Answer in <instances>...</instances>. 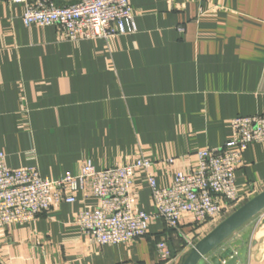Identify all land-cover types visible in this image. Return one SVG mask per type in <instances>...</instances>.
Returning a JSON list of instances; mask_svg holds the SVG:
<instances>
[{"label": "crops", "instance_id": "1", "mask_svg": "<svg viewBox=\"0 0 264 264\" xmlns=\"http://www.w3.org/2000/svg\"><path fill=\"white\" fill-rule=\"evenodd\" d=\"M26 1H0V150L10 168L56 180L85 161L103 170L148 159L169 187L198 168L200 150L231 138L233 117L264 114V0H129L136 32L79 41L58 24L27 27ZM236 185L243 202L264 190V141L245 149ZM131 195L136 211L154 212L141 169ZM97 204L80 190L73 204L0 225V264H180L190 249L161 218L144 237L100 245L74 223ZM263 218L233 237L253 230L246 264H264ZM216 226L180 220L196 242Z\"/></svg>", "mask_w": 264, "mask_h": 264}, {"label": "built area", "instance_id": "2", "mask_svg": "<svg viewBox=\"0 0 264 264\" xmlns=\"http://www.w3.org/2000/svg\"><path fill=\"white\" fill-rule=\"evenodd\" d=\"M20 1V0H16ZM23 21L27 27L58 24L65 39H110L137 31L129 0H79L58 5L56 0H27ZM232 136L219 148L199 151L198 168L176 175L172 185L161 187L149 173L152 161L139 159L128 166L97 170L85 161L76 172L51 180L37 166L10 168L0 150V225H22L63 203L73 204L77 193L94 197V208L77 212L75 224L100 245L130 243L148 233L154 218L185 236L188 247L195 245L180 229L184 214L194 217L196 226L218 225L243 199L236 185V171L250 144L264 141V114L236 116L231 119ZM141 169L151 190L154 212L136 211L131 195L133 178ZM161 258L170 256L159 245Z\"/></svg>", "mask_w": 264, "mask_h": 264}, {"label": "water", "instance_id": "3", "mask_svg": "<svg viewBox=\"0 0 264 264\" xmlns=\"http://www.w3.org/2000/svg\"><path fill=\"white\" fill-rule=\"evenodd\" d=\"M263 213L264 190L239 206L198 240L184 255L180 264H225L223 261H226V264H236L239 260L246 264L250 247L256 245V241H253V230H247L239 239L234 240L233 237L247 223ZM262 222L264 223V218ZM227 244L229 245L225 247ZM219 250L222 251L218 255L212 254ZM171 251L175 255L172 246Z\"/></svg>", "mask_w": 264, "mask_h": 264}, {"label": "rangeland", "instance_id": "4", "mask_svg": "<svg viewBox=\"0 0 264 264\" xmlns=\"http://www.w3.org/2000/svg\"><path fill=\"white\" fill-rule=\"evenodd\" d=\"M258 217H259V216H258ZM258 217H257V218H258ZM155 219H157V218H154L153 221H155ZM255 219H256V218H255Z\"/></svg>", "mask_w": 264, "mask_h": 264}, {"label": "trees", "instance_id": "5", "mask_svg": "<svg viewBox=\"0 0 264 264\" xmlns=\"http://www.w3.org/2000/svg\"><path fill=\"white\" fill-rule=\"evenodd\" d=\"M245 202H246V201H245ZM245 202H243L242 204H244ZM242 204H241V205H242Z\"/></svg>", "mask_w": 264, "mask_h": 264}]
</instances>
